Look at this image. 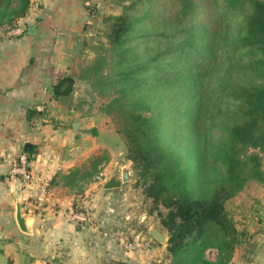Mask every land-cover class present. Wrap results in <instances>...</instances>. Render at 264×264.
<instances>
[{"label": "trees", "instance_id": "1", "mask_svg": "<svg viewBox=\"0 0 264 264\" xmlns=\"http://www.w3.org/2000/svg\"><path fill=\"white\" fill-rule=\"evenodd\" d=\"M139 1L131 0L125 12L109 17L110 47L100 45L78 78L93 90L118 86V95L104 110L116 106L121 111L125 120L117 132L125 141L127 158L154 208L167 209L161 222L168 231L166 250L172 262L227 264L249 233L237 228L226 204L250 182L264 184V0H178L172 13L178 23L184 22L183 39L174 38L179 33L171 29L140 35L157 40L146 55L129 41L134 19L126 11ZM30 4L6 0L10 12L0 11V27L25 17ZM201 10L211 21L199 26L195 22ZM184 57L191 63L170 68ZM74 84L72 75L62 77L54 95H70ZM167 88L188 100L178 121L189 125L183 117L190 108L196 110L195 172L180 152L160 141V122L145 113L152 109L151 98L157 103ZM193 101L197 103L191 105ZM101 161L94 160L86 174L97 171ZM208 247L216 250L214 260L207 256ZM183 255L187 257L181 259Z\"/></svg>", "mask_w": 264, "mask_h": 264}, {"label": "crops", "instance_id": "2", "mask_svg": "<svg viewBox=\"0 0 264 264\" xmlns=\"http://www.w3.org/2000/svg\"><path fill=\"white\" fill-rule=\"evenodd\" d=\"M107 1L31 0L21 19L25 31L0 27V264H127L123 257L135 258L132 245L122 249V239L119 243L114 236L104 237L106 232L91 216L95 206L106 208L116 197V189L103 184L114 175L108 171L120 164L114 128L98 110L89 115L85 83L77 75L80 36L91 28L96 8ZM67 75L75 78L74 89L56 97L54 86ZM106 149L110 158L86 174ZM23 154L35 176L30 181L13 171ZM43 179L47 193L38 200ZM253 183L256 190L264 188ZM256 196L255 212L264 204ZM73 212L86 213L87 221L74 219ZM236 226L249 236L227 264H264V221Z\"/></svg>", "mask_w": 264, "mask_h": 264}, {"label": "rangeland", "instance_id": "3", "mask_svg": "<svg viewBox=\"0 0 264 264\" xmlns=\"http://www.w3.org/2000/svg\"><path fill=\"white\" fill-rule=\"evenodd\" d=\"M130 1L131 0H110V2L107 1L102 8H96L97 16L93 18L90 24L91 28H89L87 33H83L80 36L82 47L80 50L82 58L80 70L95 59L96 53L101 50L99 48L100 45L104 44L105 47H110L107 43V34L111 31L112 19L109 17L125 12L124 5L129 4ZM175 3H178V0H141L132 7H129L130 9H127L128 11L126 12L134 19L129 31V41L134 44L137 43L136 50H140L145 55L151 52L157 45V40H153L152 38L140 39L139 36L146 33L153 34L160 29H171L172 33H179L174 38L179 40L183 39L185 35L183 31L184 22L178 23V20L173 17L172 13V11L177 8V6H172V4ZM5 4L6 0H0V11L10 12V9L5 7ZM11 6H15V1L12 2ZM11 6L9 7L11 8ZM197 19L195 23L199 26L204 21H211V17L206 16L205 10H201ZM0 20L3 19L0 18ZM20 25L25 27L26 22L19 19L14 25L12 22H6L2 27L9 30L16 29ZM87 37L88 42H85ZM194 39L198 42L202 41L199 37H194ZM107 54L110 55L111 51L109 50ZM191 61L190 58L186 57L182 58V60L175 59L170 68L173 70L180 69L190 64ZM84 83L86 87V94L83 96L85 100L84 104L87 106L88 112H90L89 115L91 116L94 114L95 110H98V112L104 115L108 119V124L114 128L112 134L114 138L117 139L116 157L119 159L120 164L116 165V167L114 166L108 173H112L118 177H122L124 170H127L129 173L128 179H126L120 187L113 188L116 189L117 195L114 200L110 201L106 208L100 204H98L100 205L99 207L98 205L95 206L97 208H94V213L91 214L93 217L92 222L96 223L100 226L101 230L106 232V234L102 233L104 237L106 236L111 239V237L114 236L119 243L121 241L123 245L122 249H126L132 245L131 250L134 255L132 257L135 258L128 259L123 257L127 264H174L166 251L164 250L163 252V247H166L167 244L164 246L165 243H161L153 237L148 230L143 229L144 226L150 227L157 224L168 234L166 227L163 226L161 222V214H165L167 209L163 206H160L159 209L154 208L152 199L147 197L144 193L143 179L134 169L133 162L127 158L125 141L121 134L117 132V128L120 127L125 120L121 111L116 106H112L108 113L104 110L112 97L118 95V86H110L108 89L102 91L93 90L90 84L85 81ZM169 91L170 89L167 88L166 91L162 93L163 95L158 99L157 103H153V98H151L152 109L146 110L145 113L154 116L157 118L156 120L160 122V141L171 150L180 152L183 156L184 163L190 164L192 172H195L199 164L198 151L194 148L195 141L193 132L195 125L192 124L196 110L194 107L190 108L189 113H187L188 116L183 117L189 120V125L186 126L181 121H178L177 117L180 115V112H182V107L187 104L188 100L182 92L175 91L171 93ZM179 103L182 105L175 107ZM195 103H197V101H193L191 105ZM102 153L99 154V157H102L101 159H104V157L110 158L111 156V153L108 152L107 149ZM90 181L87 180L85 183L91 186L92 182ZM253 182H250L243 189L244 194H242V190V192L238 193L226 204L227 212L236 222L264 221V204L257 212L254 211V205L252 204V202H254V204L256 203V195H259V197L264 200V188H259L257 190L252 188L254 185ZM129 240H132L130 244L127 243ZM151 245L153 246L152 251L150 249ZM206 253L210 259H215V249L208 247ZM143 254L147 256H143ZM185 257H187V255H183L181 259H185Z\"/></svg>", "mask_w": 264, "mask_h": 264}, {"label": "water", "instance_id": "4", "mask_svg": "<svg viewBox=\"0 0 264 264\" xmlns=\"http://www.w3.org/2000/svg\"><path fill=\"white\" fill-rule=\"evenodd\" d=\"M30 30V28H29ZM86 31L88 32V28L86 29ZM30 113H33V110L30 111ZM76 125V124H75ZM31 147L30 143H26L25 148L27 150H29ZM68 149L66 150V153H68ZM129 177V173L127 170L123 171L122 177H117L115 175L111 176L109 179H107V181L103 184V187L106 189H111V188H117L120 187L122 185V183L128 179ZM18 220H19V224L20 226L25 230V221H24V217L22 216V214L19 212L18 213ZM145 230H148L149 233L155 237L158 241H160L161 243H167L168 240V234L163 231L161 229V227L157 224H154L150 227L144 226Z\"/></svg>", "mask_w": 264, "mask_h": 264}, {"label": "built area", "instance_id": "5", "mask_svg": "<svg viewBox=\"0 0 264 264\" xmlns=\"http://www.w3.org/2000/svg\"><path fill=\"white\" fill-rule=\"evenodd\" d=\"M23 29H24V27H22L20 25L19 27L14 29V31L16 33H20L23 31ZM41 109H43V108L41 107ZM13 171L15 173H21L23 175V177L29 181L35 177L33 172L31 171V169L28 168L27 157L24 154L20 157L19 163L14 165ZM101 174L102 173H100V175L98 177H100ZM46 193H47V180L43 179L42 182H40V193L38 195V200H43ZM72 217L76 220L83 221V222L87 221V219H88V216L86 215V213H83V212H73Z\"/></svg>", "mask_w": 264, "mask_h": 264}]
</instances>
